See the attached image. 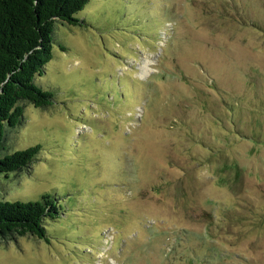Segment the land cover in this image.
I'll list each match as a JSON object with an SVG mask.
<instances>
[{
    "label": "rangeland",
    "instance_id": "rangeland-1",
    "mask_svg": "<svg viewBox=\"0 0 264 264\" xmlns=\"http://www.w3.org/2000/svg\"><path fill=\"white\" fill-rule=\"evenodd\" d=\"M81 14L57 23L39 78L54 104L24 102L8 134L10 152L40 154L0 175V200L50 194L62 215L48 240L0 235V264H162L172 249L179 264L199 245L264 264V0H90Z\"/></svg>",
    "mask_w": 264,
    "mask_h": 264
},
{
    "label": "trees",
    "instance_id": "trees-1",
    "mask_svg": "<svg viewBox=\"0 0 264 264\" xmlns=\"http://www.w3.org/2000/svg\"><path fill=\"white\" fill-rule=\"evenodd\" d=\"M89 2L0 0V175L30 167L40 154L41 145L10 152L8 134L10 129L24 123V102L37 108L54 104V96L39 84V78L47 73L54 47H62L56 36L57 23L88 25L89 15L81 12ZM61 211L58 199L50 194L36 202L0 200V235L17 232L48 240L46 223L57 221ZM184 236L187 237L186 232ZM204 236L207 239L209 233ZM172 254L173 249L166 253L162 264H171ZM225 257L215 245L207 248L199 245L181 254L179 264H224Z\"/></svg>",
    "mask_w": 264,
    "mask_h": 264
}]
</instances>
